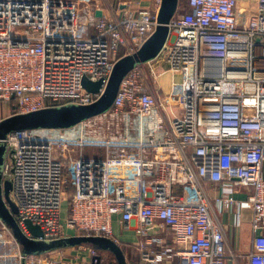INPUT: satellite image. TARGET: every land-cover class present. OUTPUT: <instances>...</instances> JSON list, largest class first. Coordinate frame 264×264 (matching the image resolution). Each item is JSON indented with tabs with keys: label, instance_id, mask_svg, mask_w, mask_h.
Instances as JSON below:
<instances>
[{
	"label": "built area",
	"instance_id": "1",
	"mask_svg": "<svg viewBox=\"0 0 264 264\" xmlns=\"http://www.w3.org/2000/svg\"><path fill=\"white\" fill-rule=\"evenodd\" d=\"M183 2L189 10L171 19L160 52L125 75L109 109L71 126L16 129L0 139L1 184L13 185L14 217L29 239L86 235L120 245L117 221L139 236L144 264H226V232L214 199L236 225L249 205V264H264V0L249 12L239 0ZM134 4L118 0L109 16H99V0H0V123L99 102L117 60L158 30L156 10ZM163 65L167 70L159 71ZM168 72L165 93L158 82ZM84 78L103 84L88 91ZM229 181L245 199L222 191ZM68 184L75 187L71 194ZM210 185L222 193L212 198ZM27 221L45 235H31ZM78 246L99 263L97 247ZM8 257L73 264L63 247L23 252L0 218V259Z\"/></svg>",
	"mask_w": 264,
	"mask_h": 264
},
{
	"label": "water",
	"instance_id": "2",
	"mask_svg": "<svg viewBox=\"0 0 264 264\" xmlns=\"http://www.w3.org/2000/svg\"><path fill=\"white\" fill-rule=\"evenodd\" d=\"M167 1H170V3ZM176 2L177 0H164L162 14H160L158 19V30H156L153 39L134 55L123 58L116 63L112 77L108 83L106 93L99 102L85 107L72 105L69 107L42 110L28 115H14L0 123V139L4 138V135L7 132L16 129L71 126L87 117H91L109 109L114 102L120 83L125 75L135 66L136 63L154 58L160 52L162 46H164L163 44L165 43L169 33V23L175 14ZM167 4L173 8L171 10H167ZM97 14L99 16L101 15L99 11ZM102 84V80L99 82H92L88 78L83 79V85L88 91L96 92ZM4 151L5 146L0 143V166L3 160ZM12 186L13 185L10 181H5L2 186L0 176V218L6 222L12 233H14L13 235L21 245L23 252L44 253L54 248L75 246L85 243L92 244L99 249L110 250L115 253L118 264H126L125 253L122 248L112 239L105 237L80 235L53 242H38L29 239L22 232L18 226L16 217H14V214L17 213V209L13 203L14 201L10 198ZM2 194H4L6 201L3 200ZM26 224L28 230L31 232V235L36 237L45 235L39 226L34 225L29 221H27Z\"/></svg>",
	"mask_w": 264,
	"mask_h": 264
},
{
	"label": "crops",
	"instance_id": "3",
	"mask_svg": "<svg viewBox=\"0 0 264 264\" xmlns=\"http://www.w3.org/2000/svg\"><path fill=\"white\" fill-rule=\"evenodd\" d=\"M134 5L136 7L138 6H145V7H153L156 10V13L158 14V17L160 14H162V8H163V2L162 0L159 7H155L151 5L150 3H147L145 0H133ZM258 0H239L240 9L253 11L255 10L257 6ZM137 2H139L137 4ZM170 3V1H167ZM99 3L102 5V10H99L101 13L100 16H109L113 8L117 6L118 0H99ZM186 3L183 2V0H177L175 3L176 10L174 16L180 15L179 13H183ZM173 7L168 5L166 6L167 10H171ZM156 31L145 41V43L136 51L137 53L140 51L145 45H147L154 37V34ZM123 52V51H122ZM121 52V53H122ZM132 54V55H134ZM131 55L124 56L120 58L118 61H120L123 58H126ZM148 61V60H147ZM146 62V61H144ZM137 64V63H136ZM167 68V65H163L159 68V71L165 70ZM167 70V69H166ZM162 89L165 91V93L170 92L171 90V73L168 72L162 76L160 81L158 82ZM210 192L212 198L216 197V195L222 193L220 186L217 185V189L215 188V185H210ZM226 193L233 195L235 198L238 199H245L246 195L242 193V188L235 187L233 185V182L229 181L226 183V186L223 188ZM213 206L215 208V212L218 214L220 218V222L224 224L225 232H226V239H227V257H226V264H249V253L252 249V240H253V231H252V209L249 207L248 204H245V207L242 212V223L240 225H236L235 217L233 213H230L228 211H219V207L216 205L215 200L213 199ZM68 217V204L67 201L64 202L62 207V219L66 220ZM114 234L116 237L119 238L121 241V244L119 245L123 252L125 253V260L126 264H144L142 262L141 258V250L139 247V236L135 232L134 229H128V230H122L119 223L117 221L113 224ZM75 232L72 229L68 230L69 235H73ZM166 238L171 242L172 235L169 232L165 233ZM78 245L71 246L65 248V251L70 257H68L70 260L73 261V264H93L91 256L88 254L89 252H81L78 248ZM101 252L100 261L101 263L97 264H106V262H109L108 260L105 262L106 259H109L110 262L112 261L111 258H115L113 260L114 263L118 264V260L116 258L115 253L111 252L110 250H103L99 249ZM99 261V262H100ZM174 264H179L178 259H175Z\"/></svg>",
	"mask_w": 264,
	"mask_h": 264
},
{
	"label": "rangeland",
	"instance_id": "4",
	"mask_svg": "<svg viewBox=\"0 0 264 264\" xmlns=\"http://www.w3.org/2000/svg\"><path fill=\"white\" fill-rule=\"evenodd\" d=\"M238 6L240 7V5L238 4ZM1 109L2 110H4V111H6L7 110V106L6 105H2L1 106ZM93 154H92V150L91 149H86L85 151H84V156L85 157H91ZM14 234V233H13ZM5 246L7 247V244H5ZM67 247H71V246H66V247H63V248H67ZM57 248H54V249H52V250H50V251H46L45 253L46 254H49L51 251H55ZM5 252V253H4ZM9 254V253H11L10 251H9V249H7V248H3L2 249V254ZM70 256V255H69ZM101 259H102V257H101ZM107 260H109V259H106L105 260V262L107 261ZM0 261L1 262H4V261H6L8 264H19L18 263V261L14 258V257H8L7 258V260H4V259H0ZM110 261V260H109ZM99 263H101V261L99 262ZM108 262H106V264H107Z\"/></svg>",
	"mask_w": 264,
	"mask_h": 264
},
{
	"label": "trees",
	"instance_id": "5",
	"mask_svg": "<svg viewBox=\"0 0 264 264\" xmlns=\"http://www.w3.org/2000/svg\"><path fill=\"white\" fill-rule=\"evenodd\" d=\"M184 6H185L184 11L189 10V6H188L187 4L184 5ZM184 11H183V12H184ZM179 14H183V13H179ZM67 187H68V188H67L68 192L71 194V193L74 191V188H75V187H73L72 184H68ZM67 204H68V201H67ZM68 209H69V208H68ZM98 253H99L100 257H101V252H100L99 250H98ZM111 260H112L111 262L108 260L109 262H108L107 264H117V263H114V262H113V260H115V258L112 257Z\"/></svg>",
	"mask_w": 264,
	"mask_h": 264
}]
</instances>
